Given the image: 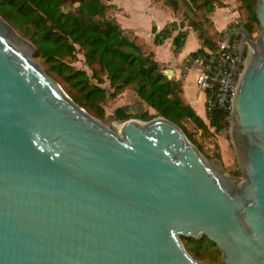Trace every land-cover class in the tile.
<instances>
[{"label": "water", "instance_id": "water-1", "mask_svg": "<svg viewBox=\"0 0 264 264\" xmlns=\"http://www.w3.org/2000/svg\"><path fill=\"white\" fill-rule=\"evenodd\" d=\"M256 18L255 45L242 25L225 35L252 47L232 100L236 178L162 116L104 124L0 15V264H210L181 236H206L224 264H264V0Z\"/></svg>", "mask_w": 264, "mask_h": 264}, {"label": "trees", "instance_id": "trees-1", "mask_svg": "<svg viewBox=\"0 0 264 264\" xmlns=\"http://www.w3.org/2000/svg\"><path fill=\"white\" fill-rule=\"evenodd\" d=\"M110 1L0 0V15L35 46V52L46 66L47 74L60 84L74 102L95 117H104L103 103L108 96L113 97L131 87L155 111V115L144 112L136 114V118L150 120L154 116H162L178 125L194 144L193 133H207L209 129L218 132L225 128L227 113L222 109L205 111V121L189 103L184 102L181 80L168 77L164 73L165 68L154 59L153 53L146 52L136 37L120 25L113 15L116 6ZM257 1L240 0L247 14V22L240 25L249 34L253 32V23L259 26L256 18ZM180 2L189 10L201 9L206 16L214 11L216 4L224 6L221 0H163L166 6L175 11ZM189 23L201 41V47L190 53L191 57L202 52L204 47H216L217 43L207 35L199 22ZM176 27V22L160 30L152 26L153 44L160 45L172 37L174 51L178 52L185 43L187 31L178 30L172 35ZM77 47L83 51L85 63L92 69V75L67 61V58L75 57ZM105 80L109 83L110 92L101 85ZM113 115L118 120L131 117L126 106L115 108ZM186 124L190 125L191 132H186ZM182 239L193 258H208L216 264H224L221 251L206 236Z\"/></svg>", "mask_w": 264, "mask_h": 264}, {"label": "rangeland", "instance_id": "rangeland-1", "mask_svg": "<svg viewBox=\"0 0 264 264\" xmlns=\"http://www.w3.org/2000/svg\"><path fill=\"white\" fill-rule=\"evenodd\" d=\"M225 1H226V3H223L221 0V2L224 4V6H227L230 9V11H237V13H238L236 16L237 22H232L230 25H228V27H236L237 28L236 30H238V29H240V28H238L240 26V24L247 22V17H246L247 14H246L245 10L241 7L240 0H225ZM158 2H163V0H158ZM216 6H217V4H216ZM170 9H172V8H170ZM175 12L178 13L179 19H182L184 24L188 21L199 22L203 26L204 30L207 32V35L216 43L222 39L221 35H222V37H224L227 33L228 28L221 35L218 32H215L213 30L212 21L208 18V15L206 16L202 13L201 9H197L195 11H192V10H189L188 7L184 3L180 2L178 10H176ZM113 13H114V10H113ZM259 33H260L259 26H257L256 23H253V32L251 34H249V39H250V42L252 44L255 45L257 38L259 36ZM18 34L20 36H22L20 33H18ZM241 36H242L241 34L236 35L234 33V34H232L231 39H234L237 44L238 43L240 44L241 41L244 43V50L242 53L245 54V58H246V56L252 50L251 49L252 47L245 40V37L242 39ZM135 37L136 36L134 35V38ZM135 39L138 43H140L143 46V48L145 49L146 52H148V53L151 52L149 50L151 47L150 44L147 45V44L141 43L140 40L138 41L137 38H135ZM35 50L32 53V59L46 72V70H45L46 66L40 61ZM191 58L192 57L189 54L187 59H191ZM67 61H69L73 67L78 68V69H84L89 75L93 74L92 69L89 68V66L85 63L83 51L81 49H79L78 47L76 49L75 57L74 58H67ZM182 70H183V64H182ZM189 73H190V76L186 81L187 87H189V84L194 83L193 71H190ZM93 81L95 82L96 79H93ZM101 85L106 87L109 92L111 91V89L109 87V83L107 80H105ZM181 95H182V93H181ZM137 97L138 96L135 94L133 88H131V87H128L123 92H121V93H119L113 97L108 96L106 101L103 103V108H104V112H105L104 117L101 119L100 118H98V119L101 120L104 124H106L107 117H114L113 112H114L115 108L119 107V106H117L118 104L128 103L129 105H132ZM182 98H183V96H182ZM184 102H186V101L184 100ZM122 106L127 107V112L131 114L130 118H136L135 117L136 114L134 113V110H131V112H130L128 110L127 105H122ZM145 109H146V111H144V112H148L151 115H155V111L152 108H150L149 106H145ZM194 109L205 121H207V119L205 117L204 107H203L202 103H196L194 105ZM154 117H157V116H154ZM123 121H125V120H118L117 122L121 123ZM185 126H186L185 127L186 132L192 131L190 125L186 124ZM230 130H231V115H229L226 118L225 128L221 129L218 132H215L214 130L209 129V131L207 133H205V132L203 133L202 131L193 133L192 138H194L196 144L192 143L190 140L189 141L199 149L200 153L202 154V156L206 160H213V159L218 160L219 163L222 165L224 173L228 177L242 178L243 174H242V171L240 168V164L238 161L236 149L234 146V142H233ZM217 156H219V158ZM182 238H184V237H182V236L180 237L183 246L188 251V253L192 256V254L187 249L186 244ZM187 246L189 247L188 243H187ZM199 261L205 262V263H210V264H216V263L212 262L211 259H208V258H205V259H202Z\"/></svg>", "mask_w": 264, "mask_h": 264}, {"label": "crops", "instance_id": "crops-1", "mask_svg": "<svg viewBox=\"0 0 264 264\" xmlns=\"http://www.w3.org/2000/svg\"><path fill=\"white\" fill-rule=\"evenodd\" d=\"M112 4L116 6L113 15L116 17L120 25L136 36L141 43L150 44V51L154 55L163 68L172 69L175 79L182 82V96L186 103H189L193 108L196 103H202L204 107V94L193 84L186 85V81L190 73L183 74L182 64L190 53L196 51L201 47V41L198 38V33L190 25L189 21L184 24L182 19H179L178 13L170 9L169 6L158 2V0H111ZM226 3L225 0H222ZM237 11H230L227 6H216L214 11L208 15V18L213 23V30L218 33H223L232 22H237ZM176 22L177 29L172 35L176 34L178 30H186L187 37L182 48L175 52L172 45V37L164 40L160 45L153 44L152 26L157 30L162 29L165 25ZM194 74V72H193ZM127 105L128 108H136L138 105H144V101L136 98L132 105L128 103H121L117 106ZM146 111V109H145ZM205 112V108H204Z\"/></svg>", "mask_w": 264, "mask_h": 264}, {"label": "built area", "instance_id": "built-area-1", "mask_svg": "<svg viewBox=\"0 0 264 264\" xmlns=\"http://www.w3.org/2000/svg\"><path fill=\"white\" fill-rule=\"evenodd\" d=\"M245 59V54L238 51L236 41H226L224 36L215 49L205 47L184 61L183 74L194 72L195 85L204 94L205 111L220 108L227 117L231 115L232 100Z\"/></svg>", "mask_w": 264, "mask_h": 264}, {"label": "bare ground", "instance_id": "bare-ground-1", "mask_svg": "<svg viewBox=\"0 0 264 264\" xmlns=\"http://www.w3.org/2000/svg\"><path fill=\"white\" fill-rule=\"evenodd\" d=\"M110 125L113 126L117 131L121 130L122 128V125L115 120H111Z\"/></svg>", "mask_w": 264, "mask_h": 264}]
</instances>
